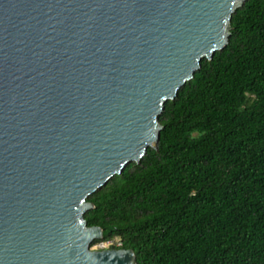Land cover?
I'll list each match as a JSON object with an SVG mask.
<instances>
[{
	"label": "water",
	"instance_id": "1",
	"mask_svg": "<svg viewBox=\"0 0 264 264\" xmlns=\"http://www.w3.org/2000/svg\"><path fill=\"white\" fill-rule=\"evenodd\" d=\"M247 0H0V264H139L92 249L89 197L149 147Z\"/></svg>",
	"mask_w": 264,
	"mask_h": 264
},
{
	"label": "trees",
	"instance_id": "2",
	"mask_svg": "<svg viewBox=\"0 0 264 264\" xmlns=\"http://www.w3.org/2000/svg\"><path fill=\"white\" fill-rule=\"evenodd\" d=\"M165 103L149 147L89 197L88 226L139 264H264V0ZM120 243V245H118Z\"/></svg>",
	"mask_w": 264,
	"mask_h": 264
},
{
	"label": "built area",
	"instance_id": "3",
	"mask_svg": "<svg viewBox=\"0 0 264 264\" xmlns=\"http://www.w3.org/2000/svg\"><path fill=\"white\" fill-rule=\"evenodd\" d=\"M113 241H101L95 245H93L92 249H99V250H105L111 248ZM120 245V243L118 244Z\"/></svg>",
	"mask_w": 264,
	"mask_h": 264
}]
</instances>
